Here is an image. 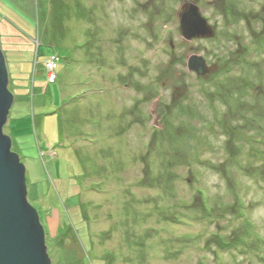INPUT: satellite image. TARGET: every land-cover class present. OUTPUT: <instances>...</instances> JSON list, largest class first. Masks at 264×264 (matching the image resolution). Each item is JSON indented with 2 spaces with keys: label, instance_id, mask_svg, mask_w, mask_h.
Segmentation results:
<instances>
[{
  "label": "rangeland",
  "instance_id": "1",
  "mask_svg": "<svg viewBox=\"0 0 264 264\" xmlns=\"http://www.w3.org/2000/svg\"><path fill=\"white\" fill-rule=\"evenodd\" d=\"M187 1L212 36L184 38V0H0L50 264H264V0Z\"/></svg>",
  "mask_w": 264,
  "mask_h": 264
},
{
  "label": "water",
  "instance_id": "2",
  "mask_svg": "<svg viewBox=\"0 0 264 264\" xmlns=\"http://www.w3.org/2000/svg\"><path fill=\"white\" fill-rule=\"evenodd\" d=\"M179 21L186 40L212 36V28L193 2L184 0ZM187 66L201 75L207 70L205 60L197 55L189 56ZM7 82L8 72L0 49V264H50L38 213L27 200L25 168L10 151L11 139L2 132L13 103ZM155 107L151 111L153 125L160 127L167 108L160 101H156Z\"/></svg>",
  "mask_w": 264,
  "mask_h": 264
},
{
  "label": "trees",
  "instance_id": "3",
  "mask_svg": "<svg viewBox=\"0 0 264 264\" xmlns=\"http://www.w3.org/2000/svg\"><path fill=\"white\" fill-rule=\"evenodd\" d=\"M197 189H198L197 190L198 193L201 194V197L202 198H206L207 197V195L205 194V191L204 190H202L200 188H197ZM203 200H205V202H207V199H203ZM204 208H205V212H206L207 216H209L210 215V207L208 206V204H206V206ZM240 215L243 216L242 212H240ZM227 245H229V244H227Z\"/></svg>",
  "mask_w": 264,
  "mask_h": 264
},
{
  "label": "built area",
  "instance_id": "4",
  "mask_svg": "<svg viewBox=\"0 0 264 264\" xmlns=\"http://www.w3.org/2000/svg\"><path fill=\"white\" fill-rule=\"evenodd\" d=\"M54 66V65H53ZM54 75V74H53ZM52 77H54V76H52Z\"/></svg>",
  "mask_w": 264,
  "mask_h": 264
},
{
  "label": "crops",
  "instance_id": "5",
  "mask_svg": "<svg viewBox=\"0 0 264 264\" xmlns=\"http://www.w3.org/2000/svg\"><path fill=\"white\" fill-rule=\"evenodd\" d=\"M0 28H2V27H0Z\"/></svg>",
  "mask_w": 264,
  "mask_h": 264
}]
</instances>
